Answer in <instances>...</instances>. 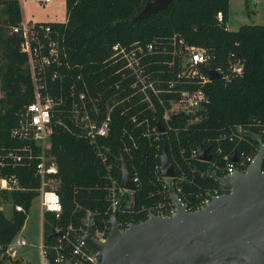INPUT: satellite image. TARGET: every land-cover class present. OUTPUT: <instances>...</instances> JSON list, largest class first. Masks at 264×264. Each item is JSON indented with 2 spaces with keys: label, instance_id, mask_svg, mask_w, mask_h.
<instances>
[{
  "label": "built area",
  "instance_id": "2783aa9c",
  "mask_svg": "<svg viewBox=\"0 0 264 264\" xmlns=\"http://www.w3.org/2000/svg\"><path fill=\"white\" fill-rule=\"evenodd\" d=\"M216 18L222 20L220 11L216 13ZM11 28L20 37L19 50L27 57L33 100L18 112L16 123L10 131L11 138L17 141L16 145L0 146V190L24 188L17 175H1L3 170L8 167H29L39 180L36 197L40 201L42 217L45 212L54 213L56 217L60 215L61 198L54 189L60 182L58 166L50 151L51 136L59 128L76 139L84 140L92 148L103 177V182L95 186L105 189L108 202V218L101 227L96 225L93 212L87 210L77 228L71 224L64 230L55 228L62 230L63 234L54 238V243L45 242L43 231L39 245L42 264H100L96 260L98 251L90 252L85 241L80 239L86 235L88 228L91 229V239L102 243L107 240L111 229L110 218L114 212L120 231L151 215L172 216L176 206L170 197V188L187 210L204 208L214 197L229 191L216 182L213 175L225 176L246 171L261 145H264L260 143L249 152L241 150L238 153L224 151L220 145H216L214 152L210 147L209 160L199 158L198 147L180 145L182 139L187 140L185 133H188L191 125L200 121L201 112L209 102L205 87L212 81L210 71L215 70L225 81L228 73L219 67H211L207 50L187 43L176 32L148 41L114 43L106 59L109 70L105 78L99 77L90 83L82 65L70 59L63 37L51 24L22 20ZM228 70L240 74V60H232ZM116 123L122 139L118 154L112 150L109 142L110 132ZM239 137L237 131H231L218 134L215 141L219 144ZM164 140H174L179 145L177 153L180 162H176L177 167L173 165L178 175L163 177L160 173L161 162L157 163L155 174L161 180V199L149 205L141 203L135 206L133 194L139 188L140 180L136 168H129L126 155L130 158L134 148L149 144L154 147L155 157L160 160ZM120 154L126 159L131 180L136 186L134 191L122 186ZM234 155L236 161L232 160ZM182 163H185L186 169ZM195 178L203 183H196ZM208 178L214 184H209ZM184 183L199 188L192 199L184 196ZM14 209L25 212L20 204H15ZM14 244L17 248L27 242L23 237H16ZM10 250H7V254ZM50 253H53L52 258ZM3 264L12 263L4 261Z\"/></svg>",
  "mask_w": 264,
  "mask_h": 264
},
{
  "label": "trees",
  "instance_id": "16d2710c",
  "mask_svg": "<svg viewBox=\"0 0 264 264\" xmlns=\"http://www.w3.org/2000/svg\"><path fill=\"white\" fill-rule=\"evenodd\" d=\"M147 1L65 0V20L47 23L59 30L70 59L82 65L90 83L99 77L105 78L109 70L106 59L116 42L148 41L176 32L187 43L204 47L210 55L209 65L228 73V79L212 80L206 85L209 102L201 112L200 121L191 125L185 133L187 140L182 139L180 145L211 147L213 152L216 145H220L224 151L238 153L241 150L249 152L264 143V25L242 24L236 30L227 29L229 0H174L167 10L133 21L132 16ZM218 11L222 13L221 21L216 18ZM21 20L18 0H0V146L16 145L10 131L18 112L33 100L27 57L19 50L20 37L11 31V27ZM234 59L242 64L240 74L228 70ZM231 131H237L239 139L219 144L215 141L218 134ZM50 141L60 179L54 189L61 198L62 212L58 217L54 213H44V240L48 244L56 242L54 238L47 239L52 226L64 230L71 224L77 228L87 210L93 212L98 226L108 218L105 189L95 186L103 182V177L92 148L84 140L59 128L54 130ZM109 142L118 154L122 146L118 123L110 132ZM162 145L177 167L179 145L174 140H164ZM126 157L129 168H136L140 180L139 188L133 194L135 206L149 205L161 199V180L155 174V165L160 160L155 157L154 147L149 144L138 146L131 151L130 158ZM183 168H187L185 163ZM6 174L17 175L24 188L0 190V264L4 261L19 264L7 254V250L24 225L32 200L38 194L39 180L29 167H8L1 175ZM195 181L203 183L199 178ZM207 182L214 184L210 178ZM198 190L193 184H183L182 191L187 199H192ZM15 204L22 205L25 212L16 211ZM4 205H9V214H6ZM119 216L120 212L117 218Z\"/></svg>",
  "mask_w": 264,
  "mask_h": 264
},
{
  "label": "water",
  "instance_id": "95a60500",
  "mask_svg": "<svg viewBox=\"0 0 264 264\" xmlns=\"http://www.w3.org/2000/svg\"><path fill=\"white\" fill-rule=\"evenodd\" d=\"M172 1L149 0L131 19L141 20L167 10ZM210 78L220 79V74L212 70ZM197 149L200 159H210V147ZM120 159L122 186L134 191L136 186L123 154ZM263 159L262 144L246 171L213 175L214 180L229 191L214 197L204 208L187 210L170 188V197L176 206L174 215H151L120 231L114 212L105 242H94L90 228L80 239L90 252L98 251L96 260L100 264H264ZM232 160L236 161L235 155ZM160 162L163 177L178 175L166 147ZM62 234V230L52 226L47 239Z\"/></svg>",
  "mask_w": 264,
  "mask_h": 264
},
{
  "label": "rangeland",
  "instance_id": "374dc122",
  "mask_svg": "<svg viewBox=\"0 0 264 264\" xmlns=\"http://www.w3.org/2000/svg\"><path fill=\"white\" fill-rule=\"evenodd\" d=\"M18 1L21 8L22 20L28 23L33 21L61 22L66 18L65 0ZM242 24L264 25V0H229L227 29L236 30ZM39 203L38 197L32 200L24 226L17 235L18 238H25L27 244L17 246L15 257L12 254L14 253L16 244L11 246L12 250L9 248L10 256L14 259L16 258L19 264H42L39 245L44 218L42 217ZM3 208L6 214H9V205H4Z\"/></svg>",
  "mask_w": 264,
  "mask_h": 264
},
{
  "label": "crops",
  "instance_id": "0c3cea01",
  "mask_svg": "<svg viewBox=\"0 0 264 264\" xmlns=\"http://www.w3.org/2000/svg\"><path fill=\"white\" fill-rule=\"evenodd\" d=\"M24 226V225H23ZM23 228V227H22ZM21 231V230H20ZM40 238L42 239L43 238V231L41 232V235H40ZM27 242V241H26ZM13 257H15V254H16V247H15V250H14V253H13ZM14 259V258H13ZM16 259V258H15Z\"/></svg>",
  "mask_w": 264,
  "mask_h": 264
}]
</instances>
